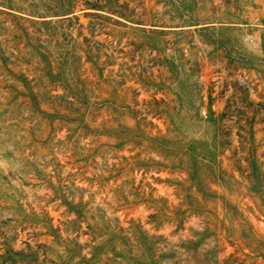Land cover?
Listing matches in <instances>:
<instances>
[{
	"label": "rangeland",
	"instance_id": "1",
	"mask_svg": "<svg viewBox=\"0 0 264 264\" xmlns=\"http://www.w3.org/2000/svg\"><path fill=\"white\" fill-rule=\"evenodd\" d=\"M0 264H264V0H0Z\"/></svg>",
	"mask_w": 264,
	"mask_h": 264
},
{
	"label": "trees",
	"instance_id": "2",
	"mask_svg": "<svg viewBox=\"0 0 264 264\" xmlns=\"http://www.w3.org/2000/svg\"><path fill=\"white\" fill-rule=\"evenodd\" d=\"M94 9H95V8H94ZM68 14H72L71 17H73L74 19L78 20V17H77L76 15H73V11H70V12H68V13H62V14H60V13H54V15H51V16H67ZM48 16H50V15H40V16H38V17H40V18H42V19H46ZM71 17H63V18L60 19V20H69ZM42 22H43V24H45V23H50V20H44V21H42Z\"/></svg>",
	"mask_w": 264,
	"mask_h": 264
}]
</instances>
